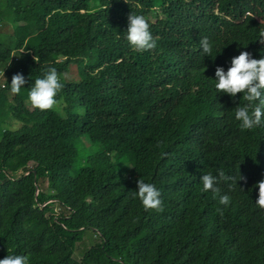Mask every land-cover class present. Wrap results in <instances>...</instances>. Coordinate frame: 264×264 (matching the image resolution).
Wrapping results in <instances>:
<instances>
[{"label":"trees","instance_id":"trees-1","mask_svg":"<svg viewBox=\"0 0 264 264\" xmlns=\"http://www.w3.org/2000/svg\"><path fill=\"white\" fill-rule=\"evenodd\" d=\"M130 14L149 23L154 49L131 48ZM261 31L264 0H0V108L22 123L0 140V259L264 264V119L242 131L235 112L247 102L215 88L216 68L227 71L240 52L264 58ZM75 66L89 77L66 79ZM50 67L64 78L65 117L28 100ZM17 73L26 80L19 95ZM84 143L97 150L81 154ZM219 170L234 180L203 191L201 177ZM140 178L161 192L162 212L134 197ZM56 188L64 196L48 191ZM86 230L100 241L77 261Z\"/></svg>","mask_w":264,"mask_h":264},{"label":"clouds","instance_id":"clouds-1","mask_svg":"<svg viewBox=\"0 0 264 264\" xmlns=\"http://www.w3.org/2000/svg\"><path fill=\"white\" fill-rule=\"evenodd\" d=\"M149 29L150 25L143 16L134 14L128 16L126 39L132 49L144 52L156 47V40ZM259 35V42L264 44V31H261ZM200 44L203 53L211 56L212 45L208 38L203 37ZM215 77L217 81L215 88L218 92L232 98L241 94L247 102L235 112L236 120L241 122L240 129L242 131L252 130L259 126L264 119V58L255 59L251 53L242 51L231 59V65L227 71L218 66L215 70ZM25 83L26 80L22 74H14L11 78V92L19 95ZM63 87L56 68H48L43 78H37L34 81V86L28 93V100L32 108L40 111H55L61 117H65L62 110L63 100L57 99ZM257 101L258 103H256ZM242 179L245 178L240 175L239 180ZM221 180L228 181L234 180V178L226 175L223 170H219L218 177L211 173L203 175L201 177L203 191L219 194L221 190L217 185ZM256 186L259 189L256 204L259 208L264 209V179L260 180ZM137 189L133 195L139 198L146 211L162 212L164 210L160 198L161 192L154 184L146 183L140 178L137 181ZM219 203L227 206L230 203V197L226 194L220 196ZM223 211V209L217 208V212L221 216H223ZM0 264H29V257L27 255H7L0 259Z\"/></svg>","mask_w":264,"mask_h":264},{"label":"rangeland","instance_id":"rangeland-1","mask_svg":"<svg viewBox=\"0 0 264 264\" xmlns=\"http://www.w3.org/2000/svg\"><path fill=\"white\" fill-rule=\"evenodd\" d=\"M161 12H163V9H161V7L159 5H157L155 11L150 16L148 22L150 24L154 23L155 22V15L156 14H160ZM7 31L8 30H6V32ZM88 77H89V73L84 67H82V66H77L76 67L75 66L72 69V71L68 74L66 79L69 78V79H71L73 81H76V80H78L80 78L86 79ZM61 81H64L63 77L61 78ZM4 83H5V75H4L3 71H0V89L3 87ZM21 126H22V123L12 116V112H11V109L9 107L0 108V140H1L5 130H7V129L17 130ZM82 147H87V148L91 149L92 151H96L97 150L96 147H94V146H92L90 144L84 143V146H83V144L79 145V149L81 151V154H82V150H83ZM48 191L50 193H54L55 192V193L59 194L60 196H64L63 193H62L61 188H56L55 190L48 189ZM61 213H65V210L62 207H57L55 209V214L57 216H59ZM71 237H72V234H70L69 232L63 234V238H64V240L66 242H69ZM99 241L100 240H99L98 236L95 233H93L91 230H86L84 235H83V240L76 245L75 252H74V259L77 260V261H82V259L84 258L85 254L91 248H93Z\"/></svg>","mask_w":264,"mask_h":264}]
</instances>
